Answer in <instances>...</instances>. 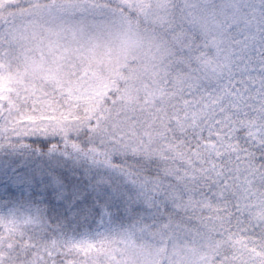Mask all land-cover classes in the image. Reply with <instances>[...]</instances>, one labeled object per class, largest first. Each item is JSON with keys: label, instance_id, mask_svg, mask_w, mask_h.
Instances as JSON below:
<instances>
[{"label": "snow or ice", "instance_id": "6c2138e0", "mask_svg": "<svg viewBox=\"0 0 264 264\" xmlns=\"http://www.w3.org/2000/svg\"><path fill=\"white\" fill-rule=\"evenodd\" d=\"M0 264H264V0H0Z\"/></svg>", "mask_w": 264, "mask_h": 264}]
</instances>
